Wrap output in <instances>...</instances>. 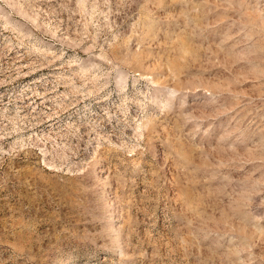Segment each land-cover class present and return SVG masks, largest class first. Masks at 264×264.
I'll return each mask as SVG.
<instances>
[{"label":"rangeland","instance_id":"1","mask_svg":"<svg viewBox=\"0 0 264 264\" xmlns=\"http://www.w3.org/2000/svg\"><path fill=\"white\" fill-rule=\"evenodd\" d=\"M0 264H264V0H0Z\"/></svg>","mask_w":264,"mask_h":264}]
</instances>
